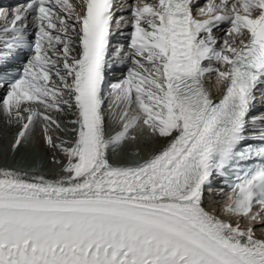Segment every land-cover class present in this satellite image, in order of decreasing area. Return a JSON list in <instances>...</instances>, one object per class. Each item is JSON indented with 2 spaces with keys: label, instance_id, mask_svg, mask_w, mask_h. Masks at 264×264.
<instances>
[{
  "label": "snow or ice",
  "instance_id": "1",
  "mask_svg": "<svg viewBox=\"0 0 264 264\" xmlns=\"http://www.w3.org/2000/svg\"><path fill=\"white\" fill-rule=\"evenodd\" d=\"M0 114V264H264V0L0 7Z\"/></svg>",
  "mask_w": 264,
  "mask_h": 264
},
{
  "label": "bare ground",
  "instance_id": "2",
  "mask_svg": "<svg viewBox=\"0 0 264 264\" xmlns=\"http://www.w3.org/2000/svg\"><path fill=\"white\" fill-rule=\"evenodd\" d=\"M16 129H17L16 126H9L7 124L6 118L2 114H0V151L5 150V152H6V149H7L8 145L14 139V135H15ZM36 141H37V144H38V148H37L38 149V153L33 159L25 162V164H27V165L22 164V161H20V160L17 162L18 164H12L13 161L16 162L18 159L16 157H14L11 153H8V158L5 157L6 160H4L3 156L0 154V167L18 166L19 168H21L22 166H24V167H27V168L30 167V169H32V168L33 169L34 168L38 169L40 166L37 165V163H38L37 159L38 158H42L44 156V153H45L46 157H48L49 153L51 155V152L45 146H43L42 142H40V140H39V131L38 130H37V133H36ZM160 143H162V142H158V144L153 149L150 148V150L144 156H147V154L149 152L157 149L160 146ZM130 159H133V157L132 158H125V159H123V162H127ZM115 160L118 161V162H121V160L119 158L115 159ZM49 164L51 165V167L49 168L48 171L56 170L59 167V165H54V164H51V163H49ZM211 198L214 200V202L216 204V207H217V210L220 207H222L221 205H223V203H222V199H221V194H219V195L213 194Z\"/></svg>",
  "mask_w": 264,
  "mask_h": 264
},
{
  "label": "rangeland",
  "instance_id": "3",
  "mask_svg": "<svg viewBox=\"0 0 264 264\" xmlns=\"http://www.w3.org/2000/svg\"><path fill=\"white\" fill-rule=\"evenodd\" d=\"M33 142L37 144L36 135H35V137H33ZM157 144H158V142H154V143L146 145L143 140H138L134 144L130 143L129 145L126 146L127 147V153L123 159L134 157L135 156V153L133 154L134 151H136V153H139V155H145L150 150V148L153 149ZM37 148H38V144H37ZM37 153H38V149H37ZM0 154L3 156L4 160H6L5 157L8 158V152L6 153L5 150L0 151ZM44 156L42 158L37 159L38 160L37 165H39L43 169L49 170L51 165L48 162H46L47 160H49V156L47 155L48 157H46L45 153H44ZM118 158L120 159L119 156L115 157V159H118ZM18 161L19 160H17L16 162L13 161L12 164H18L17 163ZM22 164L27 165V164H25L24 161H22Z\"/></svg>",
  "mask_w": 264,
  "mask_h": 264
}]
</instances>
